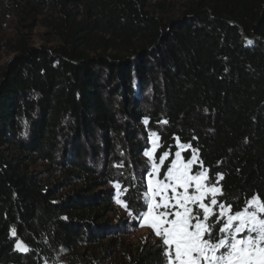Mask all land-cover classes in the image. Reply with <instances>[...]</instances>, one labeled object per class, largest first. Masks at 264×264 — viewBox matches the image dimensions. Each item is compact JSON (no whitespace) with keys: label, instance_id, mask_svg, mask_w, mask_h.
I'll use <instances>...</instances> for the list:
<instances>
[{"label":"trees","instance_id":"trees-1","mask_svg":"<svg viewBox=\"0 0 264 264\" xmlns=\"http://www.w3.org/2000/svg\"><path fill=\"white\" fill-rule=\"evenodd\" d=\"M26 1L60 44L20 41L0 73V264H81L80 248L118 230L112 185L140 218L151 133L157 158L169 152L161 177L179 140L233 213L264 202V0H198L167 21L147 10L159 0ZM124 264L166 263L137 247Z\"/></svg>","mask_w":264,"mask_h":264},{"label":"snow or ice","instance_id":"snow-or-ice-1","mask_svg":"<svg viewBox=\"0 0 264 264\" xmlns=\"http://www.w3.org/2000/svg\"><path fill=\"white\" fill-rule=\"evenodd\" d=\"M179 147L187 149L190 145L180 144ZM155 151L153 141L152 151L144 155L153 160ZM168 157L166 151L159 157V164L153 161L150 176L159 174V166ZM198 162L195 152L185 160L181 151H176L167 168V182L158 180L154 185L152 179H148L149 202L146 212L140 215L149 222L155 234L162 237L169 264H264V202L254 196L247 201L248 207L233 214L230 206L218 202L217 194L221 189L210 182L208 172L194 173V165ZM168 193L170 195H166ZM216 208H219L218 213L214 211ZM215 217L223 224L218 227L222 234L218 239L209 222ZM12 235H16L14 229ZM17 248L27 251L19 243Z\"/></svg>","mask_w":264,"mask_h":264},{"label":"rangeland","instance_id":"rangeland-1","mask_svg":"<svg viewBox=\"0 0 264 264\" xmlns=\"http://www.w3.org/2000/svg\"><path fill=\"white\" fill-rule=\"evenodd\" d=\"M197 1L198 0L151 1L148 3L147 10L152 15H157L167 21L168 19H177L181 17L182 12L186 9V7L193 5ZM47 14L48 12L46 11L41 13L34 10L31 7V4H29L26 0H0V73L16 56L17 52L15 49L19 45L20 41L31 47H44L51 50H54L59 46V40L44 24L43 19ZM96 48L97 46H94V49ZM95 53L96 52L94 50L91 51V54ZM153 141H155L156 151L154 153L153 160H149L144 153L146 151H152ZM180 144L184 143L177 140V151H181L183 159L187 160V155L191 158L193 152H195L198 157V152L191 146L187 149H183L179 147ZM159 146L160 139L158 135H153V133H151L148 137L147 147L143 153L144 159L150 166L148 173L144 176L146 189L149 178L152 179L154 185L158 180L167 182L165 179L167 172L164 177H161L160 175L163 165L159 166L158 175L152 174L150 176L152 173L151 165L153 161L159 164V158L156 156ZM198 161V164L194 165V173L199 170L207 171L200 162L199 157ZM28 167L31 171L39 173L42 176V179L46 182H53L60 179V173L55 168L49 167V165L44 162L30 161L28 162ZM80 186L81 184L79 183H73L70 188L63 190L62 193L78 189ZM216 186L219 187L218 185ZM109 189L114 191L112 199L115 212L109 213L107 217L118 230L108 235L105 240L100 242V244L80 248L78 253L83 255L81 264H124L128 258L135 253L137 247L161 250L164 262L169 264V259L166 255L167 246H163L162 237L155 234V230L149 226L148 221L142 219V216L137 218L130 214L121 199L119 186L112 185ZM219 194L220 193H218L217 196ZM166 195H170V193ZM156 200H160L159 195H157ZM117 201L120 202L118 203ZM148 202L149 199L147 195V203ZM214 211L218 213L219 208H216ZM217 218L219 220V217ZM120 219L122 224H120ZM18 243L22 245L23 248H26L21 241ZM221 251L224 250L222 249ZM51 264L69 263L67 261V256L62 254L60 255L57 263Z\"/></svg>","mask_w":264,"mask_h":264}]
</instances>
